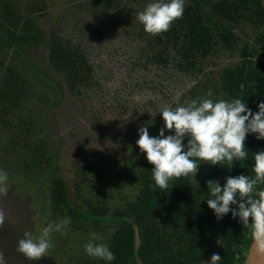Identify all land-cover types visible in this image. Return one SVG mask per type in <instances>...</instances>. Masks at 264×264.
I'll use <instances>...</instances> for the list:
<instances>
[{"label":"rangeland","instance_id":"374dc122","mask_svg":"<svg viewBox=\"0 0 264 264\" xmlns=\"http://www.w3.org/2000/svg\"><path fill=\"white\" fill-rule=\"evenodd\" d=\"M146 2L125 0L115 10L105 0H0V41L10 22L43 30L36 40L0 47V88L14 72L8 92L0 94V169L8 184L0 195L2 264H96L82 245L92 232L106 240L110 226L80 229L70 222L63 234H52L53 247L39 260L16 251L25 230L37 235L42 222L69 217L51 207L50 170L56 167L66 179L72 199L103 205L109 216L122 211L137 192L146 161L135 144L137 128L156 135L163 126L157 108L203 96L219 68L236 61L217 39L194 64L170 46H161L166 63L151 62L146 44L152 34L136 19ZM55 36L88 57L90 69L81 66L76 81L51 56ZM249 245L237 243L245 256ZM211 247L194 264H208L218 241Z\"/></svg>","mask_w":264,"mask_h":264},{"label":"trees","instance_id":"16d2710c","mask_svg":"<svg viewBox=\"0 0 264 264\" xmlns=\"http://www.w3.org/2000/svg\"><path fill=\"white\" fill-rule=\"evenodd\" d=\"M124 1L119 4V0H105V3L116 10ZM243 28H248V32ZM6 31L0 47L36 40L43 34L38 26L17 22L8 23ZM217 39L236 61L219 68L217 78L208 84L204 95L210 91L216 99L238 96L255 110L256 102L264 100V0H185L182 16L167 31L152 34L146 45L152 52L151 62H165L161 46H170L181 60L194 64L208 56ZM51 56L71 81L77 80L81 66L90 69L86 53L60 36L52 39ZM13 75L10 69L0 94L8 92ZM244 145L248 158L234 161L230 170L197 160L194 175L173 177L163 190L150 178L152 165L146 160L138 174L134 198L112 216L103 205L72 199L69 183L53 167L51 207L65 209L72 225L80 229L90 225L110 226L106 242L115 259L110 262L97 259L96 264H138L136 255L145 264H194L204 260L215 240L220 255L217 264H245V252L239 250L237 243L251 242L249 226L230 214L216 219L203 200L207 198L208 180L218 179L223 184L226 175H253L251 153L264 149V139L249 134ZM260 186L264 185H257Z\"/></svg>","mask_w":264,"mask_h":264},{"label":"clouds","instance_id":"9594fccd","mask_svg":"<svg viewBox=\"0 0 264 264\" xmlns=\"http://www.w3.org/2000/svg\"><path fill=\"white\" fill-rule=\"evenodd\" d=\"M183 11L184 0H147L136 12V19L145 32L158 34L167 31ZM156 113L163 126L156 135H149L148 128L141 125L135 144L152 165L150 178L159 190L167 188L173 177L194 175L197 160L230 170L234 161L248 158L244 145L247 135L264 139V100H258L253 110L243 98L216 99L209 91L175 106L159 107ZM251 159L252 176L226 175L223 184L218 179L208 180L207 198L203 200L216 219L230 214L249 226L254 249L264 257V186L257 187L264 185V149L252 152ZM7 191V173L0 169V195ZM4 221L5 214L0 212V225ZM70 222L68 216L42 222L37 235L25 230L16 241V251L29 261L39 260L53 247L52 234H63ZM82 247L88 257L105 262L115 259L109 244L95 232L89 234ZM219 260L220 255L212 253L208 264Z\"/></svg>","mask_w":264,"mask_h":264},{"label":"water","instance_id":"95a60500","mask_svg":"<svg viewBox=\"0 0 264 264\" xmlns=\"http://www.w3.org/2000/svg\"><path fill=\"white\" fill-rule=\"evenodd\" d=\"M137 244H138V234L136 232L135 233V245H136V247H137ZM136 260H137L138 264H145L139 255H136ZM245 264H264V257H261L256 253L252 240H251L250 245H249Z\"/></svg>","mask_w":264,"mask_h":264}]
</instances>
